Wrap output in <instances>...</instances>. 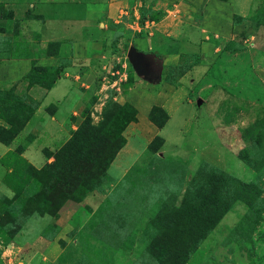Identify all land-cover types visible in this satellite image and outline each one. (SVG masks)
<instances>
[{
    "label": "rangeland",
    "instance_id": "374dc122",
    "mask_svg": "<svg viewBox=\"0 0 264 264\" xmlns=\"http://www.w3.org/2000/svg\"><path fill=\"white\" fill-rule=\"evenodd\" d=\"M225 1L232 24L206 32L195 2L164 26L150 2L103 20L87 0L63 39L0 22L18 98L0 107V264H264V0ZM60 68L50 90L28 77ZM85 122L98 154L68 174L56 157Z\"/></svg>",
    "mask_w": 264,
    "mask_h": 264
},
{
    "label": "crops",
    "instance_id": "0c3cea01",
    "mask_svg": "<svg viewBox=\"0 0 264 264\" xmlns=\"http://www.w3.org/2000/svg\"><path fill=\"white\" fill-rule=\"evenodd\" d=\"M146 1L150 2V5H153L155 10L163 12L160 24L164 26L167 25L168 21H173V13L178 12L180 8H183L186 12L188 11L194 15V9H196L194 6L195 2L196 6L198 5L197 10L201 11L202 15L201 20H197V23L202 26V32H206L207 27H217L224 21L226 25H231L233 21L230 20L229 17L227 18L228 14L226 12L230 10L236 11L232 2L228 3L225 0H191V2L188 0H139V3L142 4L143 2L146 4ZM131 2H133V0H128L125 4L122 3L121 5H116L117 2L115 0H106V3H104L106 4V8L96 13L97 18L104 20L105 16L108 19L115 15L117 16L120 9L118 8L119 6L122 7V9H120L121 11L127 12L124 7L129 8ZM75 4L76 6H84L87 9L90 7V3H88L87 0H0V22L6 21L9 12L14 10V15L19 24L20 32L21 30L30 29L33 30L32 32L36 31L38 36V32L40 33L39 29H42V31H47L50 35L49 38L45 39H56L53 34L57 31V33H64V35H61V38L63 39L67 29H70L73 24L79 23L83 20V16L74 18L72 17L73 14L71 15L70 13H67L70 7L72 8ZM100 5L102 6V3H100ZM196 18L198 19L197 16ZM119 21L120 20L115 19V22ZM185 25L186 22L184 26ZM182 28H187V31H183L185 38H187L188 35L191 37L192 35L194 36L193 24H187ZM164 30V35L170 36L168 33L169 28L167 29L165 27Z\"/></svg>",
    "mask_w": 264,
    "mask_h": 264
},
{
    "label": "trees",
    "instance_id": "16d2710c",
    "mask_svg": "<svg viewBox=\"0 0 264 264\" xmlns=\"http://www.w3.org/2000/svg\"><path fill=\"white\" fill-rule=\"evenodd\" d=\"M194 58L196 61L200 58V55L198 53H193ZM195 64V63H194ZM187 69L186 71H189ZM63 71V68L55 69L53 72L48 71H42L41 73H30L28 74V77L34 82V84H38L42 87L47 88L50 90L55 83L59 80V77L61 76ZM184 72V74L186 73ZM183 75V74H182ZM18 98L16 95H14L12 92L7 91L0 94V107H3L4 110L13 109V106L17 104ZM38 105V103H37ZM27 111H29L28 105H26ZM35 108V106H34ZM166 111V110H165ZM162 114H166L162 111ZM167 119L165 120L164 124L166 123ZM163 124V125H164ZM163 127V126H162ZM100 132L98 126H91L88 122H85L74 134L71 140H69L66 145L62 148L59 155L56 157V159H60V161H64L63 163V169L64 171H68V174H79L80 171L77 169L76 164L73 162L72 158H78V157H90L93 153H96L95 144L98 146V138H99ZM98 154V153H96ZM60 156V157H59ZM67 156L66 159H63ZM58 161H56L53 164H57ZM107 163V161H106ZM76 167H75V166ZM48 168H52L48 165ZM61 178L58 177L57 180ZM249 191H252L253 187L246 186Z\"/></svg>",
    "mask_w": 264,
    "mask_h": 264
},
{
    "label": "water",
    "instance_id": "95a60500",
    "mask_svg": "<svg viewBox=\"0 0 264 264\" xmlns=\"http://www.w3.org/2000/svg\"><path fill=\"white\" fill-rule=\"evenodd\" d=\"M128 57L133 64L136 71L143 75L146 78L152 77L154 74L156 75V71L152 69L150 63L146 58H143L139 55L135 48H130L128 51ZM156 78V76H155Z\"/></svg>",
    "mask_w": 264,
    "mask_h": 264
}]
</instances>
